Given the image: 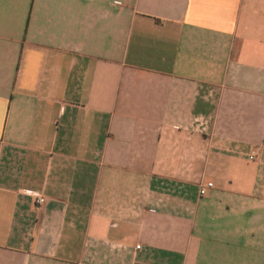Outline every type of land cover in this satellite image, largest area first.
Returning a JSON list of instances; mask_svg holds the SVG:
<instances>
[{
    "label": "crops",
    "instance_id": "1",
    "mask_svg": "<svg viewBox=\"0 0 264 264\" xmlns=\"http://www.w3.org/2000/svg\"><path fill=\"white\" fill-rule=\"evenodd\" d=\"M0 264H264V0H0Z\"/></svg>",
    "mask_w": 264,
    "mask_h": 264
},
{
    "label": "built area",
    "instance_id": "2",
    "mask_svg": "<svg viewBox=\"0 0 264 264\" xmlns=\"http://www.w3.org/2000/svg\"><path fill=\"white\" fill-rule=\"evenodd\" d=\"M251 159H254V156H250ZM213 183L212 182H208L206 184V186H201L200 188V194H205L207 191V188L212 187ZM31 194L35 197V200L38 204H43L45 202V198L44 196H42L41 194H39L38 192H31ZM137 248H140V245L137 246Z\"/></svg>",
    "mask_w": 264,
    "mask_h": 264
}]
</instances>
